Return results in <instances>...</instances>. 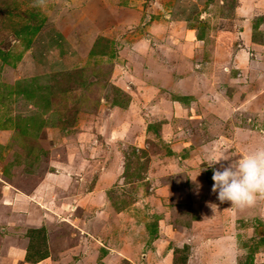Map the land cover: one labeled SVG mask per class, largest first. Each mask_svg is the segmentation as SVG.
<instances>
[{
    "label": "rangeland",
    "instance_id": "1",
    "mask_svg": "<svg viewBox=\"0 0 264 264\" xmlns=\"http://www.w3.org/2000/svg\"><path fill=\"white\" fill-rule=\"evenodd\" d=\"M211 4L214 6L208 7ZM237 4V0H0V59L2 53L11 52L19 68L24 66L16 71V80H24L21 82L24 88L20 86L24 99L27 96L39 112L49 104L46 96H51L50 106L55 107L52 118L59 117L62 121L58 125L60 131L55 128V135H45L49 153L45 157L53 156L61 169L69 165L65 173L70 174L67 181L70 183L76 168L73 165L85 168L79 173L82 174L96 163V173L91 171L93 182L97 181L96 187L103 191L101 194L106 193L116 211H123L120 215L111 212L106 218L102 215L106 222L99 218L95 223V218L86 221L83 217L81 221L74 218L69 221L73 212L68 218L70 207L66 205L58 222L73 228V236L65 242L69 247L58 245L62 252L53 245L54 253L49 258L52 264L59 260L61 264H73L81 245L83 255H87L90 247L87 237L92 234L89 230L103 223L106 226L109 221L116 240L128 238L140 246L136 258L123 252V247L120 252L131 260L121 264H231L232 256L224 253L229 249L235 252L234 264H264V196H257L255 200L260 204L255 208L220 202L211 191L212 168L201 163L206 153L231 155L229 160H234L264 146V64L257 65L260 68L244 64L243 68L237 61L235 65L236 72L241 67L252 68L248 76L243 70L238 75L239 84L244 80L256 84L251 92L260 95L246 109L251 114L240 110L243 106L239 99L243 94L233 100L229 89L225 92L227 87L214 74L203 81L206 89L200 99L176 111L170 103L164 108L155 107L151 95L159 87L150 82L163 80L162 76H151L152 72L159 73L158 65L150 63L155 71L149 67L148 78L144 74L146 65L132 53L135 39L144 44L149 41L150 45L160 41L166 44V29L175 33L184 31L171 20L186 17L191 20L188 27L195 35L187 37L185 30L182 36L188 40L182 50L185 55L195 53L196 66L204 68L224 51L219 42L222 39L213 48V29H236L231 18ZM154 19H163L165 23L154 27ZM40 22L37 33L25 36L33 40L32 48L18 59L16 52L24 46L18 39L13 41L14 31L25 23L34 26ZM236 36L234 32L231 35L235 40L229 47L232 54L240 44ZM193 37L204 40L200 46L191 47ZM258 54L264 61V48ZM63 57L66 59L57 64ZM222 62L209 70L215 67L214 73L221 74ZM62 64L65 66L60 67ZM189 65H193L191 59ZM197 80L193 83L197 84ZM225 100L238 105L234 119L240 120L238 125L243 130H250L248 136L238 135L239 128L223 130L219 120L226 117ZM166 112L168 119L163 120ZM21 123L23 119H18V135L24 138ZM39 144L42 142L33 143V149ZM85 158L91 163H83ZM221 163L226 165L228 160ZM109 167L114 168L112 173L106 170ZM214 167L219 168L220 164ZM44 168L51 170L46 163ZM199 171L197 187L187 176L195 177ZM112 174L110 182H105ZM258 212L261 214L254 217ZM112 223L116 225L114 228ZM110 244L112 249L118 247L111 241ZM36 246L39 250L43 247ZM84 259L80 263L87 264L91 256Z\"/></svg>",
    "mask_w": 264,
    "mask_h": 264
},
{
    "label": "crops",
    "instance_id": "2",
    "mask_svg": "<svg viewBox=\"0 0 264 264\" xmlns=\"http://www.w3.org/2000/svg\"><path fill=\"white\" fill-rule=\"evenodd\" d=\"M237 2L238 4L234 8L231 18V20H233V26L235 25L236 29H233L234 31L223 27L219 29L218 26V29H213L212 34L215 33L212 37L214 41L213 48L216 49L217 42L219 39H222V41L220 40L219 42H221L220 45L224 51L220 55L217 54L210 65L206 63L208 66H204V68H202V66H196L195 53L185 55L182 50V46H184L188 40V38L184 40L182 36L185 30L187 31V37L188 35H195L192 34L194 30L190 26L188 27V22L191 21L189 18L182 17L171 20L175 22V24H180L184 31H176L175 33L170 29H166V44L160 41L159 44L150 45L149 41L148 44H144L135 39L132 53L136 59L141 62L143 61V65H146L144 74L149 78V67L152 62L158 65L156 67V72L159 73L152 72L151 76L153 77L155 75L157 77L159 75L163 77V80L157 78L155 82L150 80V83L159 87L157 89L159 93L153 88L154 90L151 95V98L155 99V107L164 108L170 103L169 105L171 107H175L176 111H180L184 107L187 108L193 105L191 103L200 99L202 93L206 89V87H203L205 78L214 74L215 79L220 80L221 83L225 84V87H227L225 92L229 89L231 93L230 97L233 100L238 98L240 93L243 94L239 99L243 106L240 110L246 114H251L246 112V109H250L252 99L257 97L258 93L255 94V92H251L252 87L256 84L245 80L243 83L239 84L238 75L244 73V75L248 76V72L251 73L252 68L248 69V67L245 66L246 70H243L241 67L238 68L239 71L236 72L235 65L237 61L241 62L243 68L244 64H248L251 67L256 66L258 68H260L259 66L262 63L264 64L263 58L258 54V51L264 48V0H237ZM213 6L214 4H211L208 7ZM201 14H203V12ZM222 19L223 18H220V20ZM154 21V27L165 23L163 19H154ZM253 27H255L256 30L253 31ZM233 32L237 35L235 39L240 40V44L232 54L230 53L229 47H231L235 41L234 38L231 37ZM209 37H211V35ZM13 39V41H17V38ZM191 39V47L200 46V42L204 40V38L198 40L195 37ZM223 45H225V47ZM30 48L32 47L28 49L24 48L23 50L20 49L21 51L19 50L16 52V55H19L18 59ZM8 50L9 49H7V51ZM201 55H204V53ZM13 58L14 57L9 58L10 62H12L11 64L3 62L0 59V69L2 72L0 80L2 82L4 81L3 84L0 83V264H52L49 258H51L52 253H54L53 245L58 247L62 252V248L58 245L62 243L63 248L69 247L65 242L70 236H73V228L69 227L68 224L58 222V219L61 217L60 213L63 214V212H65L66 205L70 207L68 218L70 217L69 214L73 212L72 220L69 221H73V218L76 221H81L83 217V219L87 218L86 221L95 218V223H98L97 219L102 218L103 221H105L104 217L106 218L108 215H111V212L120 215L123 211H116L114 207L111 206L106 193L105 195L104 193L101 194L103 191L96 187L97 181L93 182L94 173L92 174L91 171L94 170L96 163L91 164V169L88 168L87 170L89 171L82 174L79 173L85 168L83 169L80 164H78V167L73 165V167L76 168H73V183H70L67 182L70 181L68 178L70 174L65 173V169L68 171L69 165H65L63 166L65 169H61L60 162L54 159L53 156L48 157L47 155V157H45V154H49L46 152L45 135H49L50 133L55 135V131L62 121L59 120V117L52 118L53 115H55V107L50 106L53 104L51 96H46V100L49 101V104H46L39 112L38 108L35 107L26 95L27 99H24V96L21 94L24 88L21 82L24 80H16L18 75L16 71L18 72V70L24 68V66L22 64L21 68H19L20 66L17 64L18 60L15 61ZM63 59H66V57L59 58L57 64H60ZM189 59H191L193 67L189 65ZM221 59L227 62L223 63L220 61ZM217 60L219 61L218 64L222 62L221 67L223 71L219 70L222 73L216 75V73H214L216 68H213V72L210 71L209 68L218 65L216 64ZM147 62H149V64ZM63 66L65 65H60V67ZM195 67H197V70ZM153 68L154 67H152L151 70L155 71ZM241 70H243L242 73H240ZM14 73H16V76ZM13 75L15 78L13 82H11L14 77ZM31 78H29V82ZM195 78L198 79L197 84L193 83ZM18 87H20V89H18ZM152 87L153 86H150V88ZM259 90L257 92H259ZM259 96L257 98H259ZM10 98H12V101L9 103ZM237 107L238 105L233 106L230 105L229 101H226L225 108L223 109V114H226V117L219 121L223 124V130H225V128H231L232 130H234V128H239L238 135L244 136L245 134V136H248L250 130H243L244 128L238 125L240 120L237 121L234 119V117H237ZM156 113H158V115L160 114L159 112ZM171 114L170 112V115ZM32 115L34 116L30 117ZM35 115L38 116V118H36ZM156 117L159 121L161 120L160 116ZM18 119H23V123L20 125L23 128L22 133L25 135L24 138L18 135L20 131ZM162 119H168L167 112ZM34 121L41 122L38 124L35 122V124H33ZM55 128L56 130L54 131ZM222 134L224 133L222 132ZM52 138L54 139V137ZM36 142H42V144H39L38 148L33 149L32 144ZM54 142L55 140L53 143ZM82 160L83 163H91L90 159L87 160L85 158ZM45 163L51 167V170H45ZM113 169L114 168L110 167L106 168V170L109 171L108 173H112ZM113 176L114 174L111 175V178L105 179V182H110ZM105 203H107V206ZM259 204V200H255L250 206H243L241 208H255L258 207ZM258 213L259 214H255L254 217L261 214V212ZM88 214L89 216L91 215V218L87 216ZM102 215H104V217ZM115 226L116 225L112 223V228ZM109 227L110 221L106 226H104L103 223L102 226L98 228L92 227V229L89 230L90 232L92 231V234L88 233L91 239L87 237L90 241V247L87 250L88 254L85 256L83 255L85 252H82L83 248L81 245L80 254L78 256L81 254L82 256L79 259L78 256H75L74 258L76 260L73 261V264H82L80 263L83 261L82 258L85 257V259H88L90 256L91 259H88L89 261L87 264H121L122 261L131 260L125 254H122L123 252H130L129 255L136 258L137 253L140 251L138 243H133L131 240H128V238H123L122 241L119 242L118 239L116 240L115 237L111 235V228ZM125 239L128 242H126ZM110 241L114 243L115 247L116 245L118 247L112 249ZM119 243L121 244L119 245ZM36 244L43 245V247L39 250ZM65 244L66 246L64 247ZM123 247V252H120ZM60 251L59 253L61 254ZM223 252L224 251H222V254H226L227 252L230 253L232 256L230 263L234 264L233 260L236 258L234 250L229 249V251L225 250V252ZM61 263V260H59L57 264ZM53 264L55 263L53 262Z\"/></svg>",
    "mask_w": 264,
    "mask_h": 264
},
{
    "label": "clouds",
    "instance_id": "3",
    "mask_svg": "<svg viewBox=\"0 0 264 264\" xmlns=\"http://www.w3.org/2000/svg\"><path fill=\"white\" fill-rule=\"evenodd\" d=\"M229 156L231 155L205 154L201 163L206 165L204 167L212 168L211 191L220 202L228 201L238 207L251 205L258 195L264 196V146L239 155L234 160H229ZM223 160H228V163H221ZM216 164H220V167H214ZM200 171L195 177L187 176L197 187L199 182L196 177Z\"/></svg>",
    "mask_w": 264,
    "mask_h": 264
},
{
    "label": "trees",
    "instance_id": "4",
    "mask_svg": "<svg viewBox=\"0 0 264 264\" xmlns=\"http://www.w3.org/2000/svg\"><path fill=\"white\" fill-rule=\"evenodd\" d=\"M19 25L20 24H18V27H19ZM39 25L41 27V22L34 24V26L25 23V25H23V26L21 25L17 30L14 31V35L16 36L17 39H19V42H21V44L24 46L25 49L28 47H31V45H32L31 43H33V40H30V39L27 40L25 36H28L31 34L33 35V34L37 33V31L40 29ZM199 37L201 38L200 34H199ZM102 39L106 40V38H102ZM10 53L11 52L2 53L1 54V60L3 62L11 64L12 62H10L9 58L12 56ZM16 57L18 58L19 55H16ZM14 59L15 58H13V60Z\"/></svg>",
    "mask_w": 264,
    "mask_h": 264
}]
</instances>
